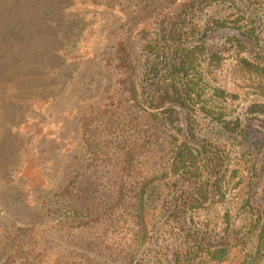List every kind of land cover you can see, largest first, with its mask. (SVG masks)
Listing matches in <instances>:
<instances>
[{
    "label": "rangeland",
    "instance_id": "374dc122",
    "mask_svg": "<svg viewBox=\"0 0 264 264\" xmlns=\"http://www.w3.org/2000/svg\"><path fill=\"white\" fill-rule=\"evenodd\" d=\"M180 2L0 0V263L20 227L39 235V251L47 261L121 263L108 252L103 227L87 223L92 210L109 200L116 171L102 166L84 171L74 201L64 200L61 190L74 178V167L87 162L79 120L85 111L100 109L114 85V42L128 44L140 61L143 39L154 36L164 15L179 11ZM249 9L255 11V30L244 47L228 39L238 34L228 27L223 32L230 35L206 39L217 55L201 63L208 92L224 91L216 100L236 131L217 126L213 132L226 148L228 170H240L244 183L227 196L225 205L200 209L185 224L170 217L166 207L171 200L163 197L166 207L160 201L148 211L150 239L128 264H217L207 262L203 250L219 244L225 208L230 206L234 214V204L247 197L253 184L256 202L264 196V98L236 72L241 56L264 65V0ZM212 11H198V20H192L201 25ZM168 140L162 127L154 132V147L138 167L139 180L163 175ZM239 223L232 224L236 231ZM235 235L229 237L237 246L230 258L237 259L249 243L243 230Z\"/></svg>",
    "mask_w": 264,
    "mask_h": 264
},
{
    "label": "trees",
    "instance_id": "16d2710c",
    "mask_svg": "<svg viewBox=\"0 0 264 264\" xmlns=\"http://www.w3.org/2000/svg\"><path fill=\"white\" fill-rule=\"evenodd\" d=\"M256 1L182 0L179 11L164 15L154 36L143 39L141 62L128 44L114 42L110 63L114 85L103 106L85 111L79 120L88 159L74 167V178L62 188L61 196L69 202L79 198L77 179L86 170L102 166L116 171L109 200L92 210L87 223L103 227L107 235L103 242L120 264L134 260L137 248L150 239L151 206L164 198L171 200L170 208L160 202L161 208L166 207L173 220L185 224L200 209L225 205L227 196L244 183L240 170H228L226 148L213 132L217 126L229 133L236 131L216 100L224 91L208 92L201 63L217 55L207 48L206 39L230 35L232 32H223L228 27L238 30L228 39L238 48L244 47L255 30V11L249 7ZM209 7L213 11L203 24L192 20ZM236 66L237 76L264 98V65L241 56ZM159 127L169 136L167 168L160 178L139 180L138 167L154 147V132ZM256 192L253 184L247 197L234 204V214L229 213L230 206L225 208L220 219L223 234L229 236L222 234L219 244L203 250L207 262L264 264V196L256 202ZM235 220L240 221L238 231L232 226ZM242 230L248 236V248L237 259L230 258L237 246L229 237ZM38 239L33 229L17 228L0 264H63L58 259L45 260Z\"/></svg>",
    "mask_w": 264,
    "mask_h": 264
}]
</instances>
